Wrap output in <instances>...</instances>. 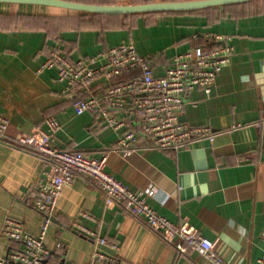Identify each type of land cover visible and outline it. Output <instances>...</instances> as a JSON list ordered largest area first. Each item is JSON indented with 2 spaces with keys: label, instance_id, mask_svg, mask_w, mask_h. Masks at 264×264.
<instances>
[{
  "label": "crops",
  "instance_id": "obj_1",
  "mask_svg": "<svg viewBox=\"0 0 264 264\" xmlns=\"http://www.w3.org/2000/svg\"><path fill=\"white\" fill-rule=\"evenodd\" d=\"M23 7L36 9L34 14H57L47 13L45 7L13 4H0V13L19 14ZM203 11L138 16L129 26L107 30L69 22H61L59 27L54 22L28 26L0 19V113L10 122L11 141L42 128L47 117H56L63 125L56 142L59 148L80 150L98 159L107 156L108 172L135 191L150 190L148 200L159 214L196 229L229 264H259L264 255V13L242 14L240 8L221 7ZM74 14L83 22L93 16ZM217 36L223 39L217 40ZM123 42L134 43L140 55L151 58L157 76L165 73L176 54L197 47L232 48L231 62L212 91H193L180 115L184 123L210 126L216 134L212 143L205 141L177 152L154 148L117 151L120 131L91 113L77 115L75 100L63 93L65 86L57 82L56 70L37 73L55 48L78 60ZM108 85L107 80L97 79L76 97L101 94ZM114 112L139 130L134 120ZM3 143L0 141V258L17 248L1 234L6 218L20 221L30 233H39L42 215L33 207V191L48 166L36 152ZM104 199L96 183L82 175L64 188L46 240L53 255L45 264H89L94 243L72 227L84 212L102 223L98 226L84 220L86 225L101 227L104 236L120 246L118 264H211L188 244L179 253L160 233L121 206L106 209Z\"/></svg>",
  "mask_w": 264,
  "mask_h": 264
},
{
  "label": "built area",
  "instance_id": "obj_2",
  "mask_svg": "<svg viewBox=\"0 0 264 264\" xmlns=\"http://www.w3.org/2000/svg\"><path fill=\"white\" fill-rule=\"evenodd\" d=\"M222 40L223 37H215ZM230 47L206 49L197 47L176 54L161 76L154 74L153 62L139 54L132 42H123L98 55L71 60L64 50L53 49L38 69L57 71V82L65 86L63 93L74 99L77 115L91 113L102 118L107 126L119 132L115 150H136L141 138L149 140L150 148L179 151L205 141L213 142L216 134L210 126H193L180 120L189 95L198 88L211 92L218 76L230 64ZM140 68L142 75L116 84L122 73ZM97 79H105L108 87L101 94H90L78 99L76 93L89 90ZM119 111L134 120L140 132L128 125L126 118L117 117ZM10 122L0 113V141L8 146H19L36 152L47 160L33 191V207L42 215L38 234L28 232L13 218H6L1 234L17 248L0 258V264H45L53 255L47 237L54 222L59 198L65 187L74 184L80 175L91 179L104 194V207L121 206L131 216L144 221L160 233L179 253L190 245L211 264H229L217 253L211 240L189 225L177 224L159 214L150 204L149 191H135L107 170V156L94 158L80 150L61 149L56 145L62 123L54 116L47 117L42 128L29 134L8 136ZM126 127V128H125ZM125 128V129H123ZM84 220L102 225L92 214L81 213L72 225L81 235L91 239L94 251L89 264H118L120 246L104 236L101 227H91ZM264 248V232L261 235ZM264 264V255L259 259ZM154 264V263H146Z\"/></svg>",
  "mask_w": 264,
  "mask_h": 264
},
{
  "label": "trees",
  "instance_id": "obj_3",
  "mask_svg": "<svg viewBox=\"0 0 264 264\" xmlns=\"http://www.w3.org/2000/svg\"><path fill=\"white\" fill-rule=\"evenodd\" d=\"M151 2L154 1H161V0H150ZM91 4H126L125 2L121 1L120 3H91ZM223 9H228L231 11H234L235 8L241 9L242 14L246 13H264V0H255L252 2L244 3V4H238V5H230V6H225L221 7ZM52 10V12L57 13L56 15L53 16H44L42 14H5V13H0V19L3 21H8L10 23H26L28 26H38V27H44L46 24H49V22H54L56 27H59V24L61 22H69L70 24H73L74 26L81 27V26H88V27H94L97 29H112V28H124L127 25L129 26L130 21L133 20L134 18L138 16H157L160 14H165V13H151V14H134V15H93L90 16L87 20L85 21L81 16H75L73 12H68V14H73V15H68L65 13V11L60 10V9H54V8H48ZM203 10L199 11H192V12H167V13H185V14H201L203 13ZM64 13L63 16L60 14ZM67 14V15H65ZM78 14V13H77ZM127 24V25H126ZM139 71L138 74H134L128 78H125V76H129L131 73ZM142 75V70L140 68H134L129 71H126L122 73L120 76L116 77L114 79L116 84L119 83H124L127 81H130L131 79L135 77H140ZM138 132L140 130L136 129ZM150 148L149 145V140L142 137L140 144L137 146V149H147ZM33 151V150H31Z\"/></svg>",
  "mask_w": 264,
  "mask_h": 264
},
{
  "label": "water",
  "instance_id": "obj_4",
  "mask_svg": "<svg viewBox=\"0 0 264 264\" xmlns=\"http://www.w3.org/2000/svg\"><path fill=\"white\" fill-rule=\"evenodd\" d=\"M255 0H170L138 4H91L70 0H0V4L60 9L80 15H134L167 12H192L244 4Z\"/></svg>",
  "mask_w": 264,
  "mask_h": 264
},
{
  "label": "rangeland",
  "instance_id": "obj_5",
  "mask_svg": "<svg viewBox=\"0 0 264 264\" xmlns=\"http://www.w3.org/2000/svg\"><path fill=\"white\" fill-rule=\"evenodd\" d=\"M165 1H170V0H165ZM26 7H23V10H22V14H34V13H38V11H36V9H33V8H28V9H30V10H28L27 8L25 9ZM50 12H52V11H49V12H47V13H50ZM52 13H54V12H52Z\"/></svg>",
  "mask_w": 264,
  "mask_h": 264
}]
</instances>
